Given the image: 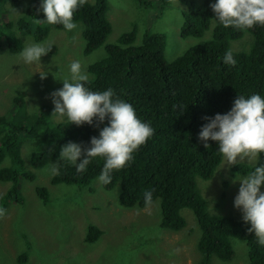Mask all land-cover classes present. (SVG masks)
<instances>
[{
    "label": "trees",
    "instance_id": "obj_1",
    "mask_svg": "<svg viewBox=\"0 0 264 264\" xmlns=\"http://www.w3.org/2000/svg\"><path fill=\"white\" fill-rule=\"evenodd\" d=\"M135 1L145 9L147 17L139 42L135 23L114 40H107L112 30L107 0L86 1L73 14V20L82 26V54L100 47L104 50L99 59L87 64L90 74L87 86L93 91L111 87L154 129L153 135L133 153V160L113 170L109 184L100 183L107 190L118 185L117 200L124 207L143 208L158 200L159 226L165 229L183 228L186 220L181 209H190L200 228L196 242L199 264H211L213 257L231 260L232 238L245 242L248 264H264V246L258 245L253 233L247 231L250 225L220 211H210L197 185V179H210L223 161L215 141L209 138L206 148L198 139L201 125L207 122L204 117L226 112L237 95L253 92L264 95V25L247 29L225 27L213 16L212 0H177L183 5L179 8L177 31L181 37L193 36L196 41L168 60L164 55L167 34L152 31L151 23L172 6V0ZM21 3H24L22 13L13 21L8 15L10 8ZM38 7L39 0H0V51L18 53L23 47L22 35L30 34L41 42L50 28H63L61 24L50 25L42 20L44 14ZM233 42L245 46L233 48ZM229 49L235 65L223 63L222 57ZM49 51L56 52L52 45ZM24 96V90H16L12 106L0 114V179L12 183L0 195V208L12 197L19 199L18 182L22 177L33 176L20 171L23 162L20 142L25 137L37 140L30 151L31 166L50 168L54 163L57 167L58 172L50 178L53 184L89 187L103 165V157H93L86 170L78 173L74 166L59 159V151L69 141L80 143L82 149L90 146V137L98 135L107 118L103 123L94 118L93 124L79 126L66 119L55 121L51 106L43 103L30 111ZM4 160L7 162L2 164ZM256 163L254 157L233 164L229 170L234 175H243ZM146 190L151 192V200L147 202ZM36 191L43 203L48 202L49 192L44 186H37ZM100 234L96 225L88 224L84 239L92 242ZM17 259L24 261L26 252Z\"/></svg>",
    "mask_w": 264,
    "mask_h": 264
},
{
    "label": "rangeland",
    "instance_id": "obj_2",
    "mask_svg": "<svg viewBox=\"0 0 264 264\" xmlns=\"http://www.w3.org/2000/svg\"><path fill=\"white\" fill-rule=\"evenodd\" d=\"M107 3V17L112 28L107 40H114L135 23L139 42L140 32L147 22L145 9L135 0H107ZM171 4L160 18L151 23L152 31L167 34L164 55L168 60L196 41L193 36L179 35V8L183 5L177 0H172ZM23 6L21 3L10 8L8 15L13 21H17ZM76 24L77 28L71 31L50 28L40 43L52 45L56 52L48 51L42 55L40 63L25 64L19 58V52L0 51V114L12 106L18 89L25 91L28 110L35 111L43 103L54 109L51 93L63 83L55 76L61 73L69 75L68 66L72 61H79L82 71L90 76L87 64L99 59L104 50L100 47L90 54H82V26L79 22ZM244 39L247 40L248 36ZM22 42L24 47L36 41L32 35L25 34ZM244 46L245 43H232L233 48ZM40 71H47V75L41 78ZM52 118L64 120L56 115ZM36 144L37 140L30 137L20 142L23 158L20 171L33 176L19 180V199L12 197L3 208L4 214L0 215V264H199L196 242L200 228L190 209H181L186 220L183 228L165 229L159 226L158 200L143 208L124 207L117 200L118 185L107 190L98 179L83 188L53 184L50 182L52 173L45 171L49 167L30 165V151ZM248 159L254 157H245L238 162ZM6 162L4 160L2 164ZM233 164L225 163L223 157L213 176L207 180L197 179V185L210 211L217 210L243 220L241 211L233 206L239 188V181L233 182L235 175L229 170ZM11 186V181L0 179V195ZM37 186L48 190V202H42ZM261 190H264V185ZM88 224H94L101 230L92 242L84 239ZM231 243L234 250L232 259L220 261L213 257L211 264H248L245 242L232 238ZM22 252H26V259L19 261L17 258Z\"/></svg>",
    "mask_w": 264,
    "mask_h": 264
},
{
    "label": "clouds",
    "instance_id": "obj_3",
    "mask_svg": "<svg viewBox=\"0 0 264 264\" xmlns=\"http://www.w3.org/2000/svg\"><path fill=\"white\" fill-rule=\"evenodd\" d=\"M86 0H39L38 11L44 14L42 20L50 25L61 24L65 30L77 28L73 20L74 12ZM210 7L215 19L225 27L247 29L254 25H264V0H212ZM40 20V19H38ZM51 50L40 42L26 44L18 53L25 64L40 63L42 55ZM225 65H235L231 49L223 57ZM69 75L55 76L63 81L62 87L51 93L54 109L52 115L66 119L77 126L93 124L95 118L107 124L99 128L98 135L90 137L88 147L69 141L60 146L59 159L74 166L76 172L86 170L93 157H103V165L97 179L109 184L113 170H119L133 160V153L153 135L154 129L147 121L140 119L133 105L117 96L111 87L93 91L87 86L89 76L82 71L79 61L68 66ZM47 71H40L41 78ZM198 139L207 148L209 138L217 143V152L225 163H238L245 157H255L257 163L243 175H235L233 182L239 181L233 206L242 213V219L250 226L258 245L264 246V95L258 92L237 95L224 113L204 117ZM83 151V155H82ZM52 174L57 167L46 168ZM145 201L151 200V192L145 191ZM0 208V215L4 214Z\"/></svg>",
    "mask_w": 264,
    "mask_h": 264
}]
</instances>
